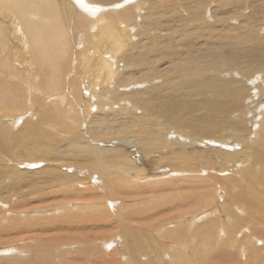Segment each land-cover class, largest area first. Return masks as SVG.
Wrapping results in <instances>:
<instances>
[{
  "label": "bare ground",
  "instance_id": "obj_1",
  "mask_svg": "<svg viewBox=\"0 0 264 264\" xmlns=\"http://www.w3.org/2000/svg\"><path fill=\"white\" fill-rule=\"evenodd\" d=\"M263 235L264 0H0V264H264Z\"/></svg>",
  "mask_w": 264,
  "mask_h": 264
},
{
  "label": "rangeland",
  "instance_id": "obj_2",
  "mask_svg": "<svg viewBox=\"0 0 264 264\" xmlns=\"http://www.w3.org/2000/svg\"><path fill=\"white\" fill-rule=\"evenodd\" d=\"M74 39L75 40H77V42H78V44H79V47L80 48H83V40H82V37H81V34H76L75 36H74ZM96 54V52H94L93 51V54ZM95 56L96 55H93V58H95ZM81 58H83L82 56H81ZM77 81H79L78 83H79V85L81 86V88H82V90H83V87H84V84H83V82H82V79H81V77H79L78 78V80ZM95 85H98V83H96ZM92 88L90 89V93H92ZM81 103L80 102H78V103H76V108L79 110V116H80V118L84 121L86 118L89 120V117H90V115H91V110L89 109V110H87L86 108H85V106H83V110H81ZM7 126H8V128L10 129V128H12L13 126V128H17V129H19L20 127H22L23 126V124H24V118H21V120H18V119H16V120H10V121H8L7 123ZM74 132H75V129L74 128H72V129H67V128H63L62 129V132H61V134H62V137H63V139H64V141L65 142H67V141H69L70 140V138H73V135H74ZM260 134V133H259ZM170 182H165V181H163V182H159V183H156L155 185H147V186H140V187H136L135 188V190L136 191H140L141 192V194H138V195H136V196H134L133 198H129V197H124V199L123 198H121V202H122V204L124 203L122 200H124V201H126V202H128V204H130V203H133V202H135V201H137V200H140V199H143V200H147L148 198H150L151 196H153L154 195V193L153 192H147L148 190H152V188H161V187H164V186H166V185H168ZM124 189V188H123ZM71 190H73V191H76V192H81V190L82 191H85V190H94L93 188H79V187H76V188H73V189H71ZM121 190V189H120ZM115 191H118V189L116 190V188H115ZM120 193H122V190L120 191ZM166 195V194H165ZM167 196V195H166ZM5 207H8L9 205L8 204H6V205H4ZM122 208H124L123 206H122ZM5 209H3V211H4ZM207 217H212V215H208V216H206V217H204V218H202V219H200L199 220V222H203ZM16 219H13V220H11V221H15ZM251 224V223H250ZM252 225V224H251ZM247 230H249V231H251L254 235H259V236H261L260 234H259V229H258V231H255L256 229H254V227H252V226H247ZM263 237H264V235H263ZM263 237H260V241H264V239H263ZM262 239V240H261ZM120 244L123 246L124 245V243L123 242H120ZM240 259H241V257H239ZM259 264V260L256 258V259H254V260H252L249 264Z\"/></svg>",
  "mask_w": 264,
  "mask_h": 264
}]
</instances>
